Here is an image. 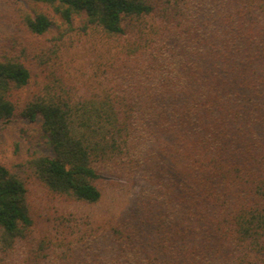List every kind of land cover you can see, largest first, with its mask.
Returning <instances> with one entry per match:
<instances>
[{"label": "trees", "instance_id": "trees-1", "mask_svg": "<svg viewBox=\"0 0 264 264\" xmlns=\"http://www.w3.org/2000/svg\"><path fill=\"white\" fill-rule=\"evenodd\" d=\"M10 2L0 124L44 147L0 161V264H264V0ZM75 36L89 74L68 65ZM107 173L137 187L130 212L54 210L34 236L31 185L92 205Z\"/></svg>", "mask_w": 264, "mask_h": 264}, {"label": "rangeland", "instance_id": "rangeland-1", "mask_svg": "<svg viewBox=\"0 0 264 264\" xmlns=\"http://www.w3.org/2000/svg\"><path fill=\"white\" fill-rule=\"evenodd\" d=\"M9 5L11 6L10 0H0V41L5 36L6 39L12 38L11 35L7 34L8 26H5V22L8 19L4 14L11 11ZM48 37H50V34L38 38L37 41H44ZM6 42H10V40H6ZM70 43L69 60L71 61H68L69 67L74 70L73 72H77L78 70L77 73L80 71V73L85 72L89 74L92 57L85 50V40L75 36L72 37V42ZM42 60H45V58L43 57ZM46 68V66L42 67L41 65V67L35 66L31 70L29 87L20 92L18 102H21L31 89L36 88L37 84H40L43 78L42 74L49 72V69ZM43 147V141L35 125L30 126L16 122L0 124V161L5 166L21 163L29 157V154L42 151ZM21 174L24 175L26 173L23 172ZM107 174L108 178H104L100 183L102 197L97 203L92 205L61 203L57 199L44 196L45 194L36 188L34 184L31 185L33 210L36 219L34 236L38 237L41 234H49V231H52L51 228L50 230L48 229L52 224L48 221L46 222V219L47 215L49 218L55 215L54 210L58 211V213L87 216L86 220H90L92 223H99L104 216L111 217L120 213L130 212L135 207L137 187L131 185L129 176L124 177L113 173Z\"/></svg>", "mask_w": 264, "mask_h": 264}]
</instances>
